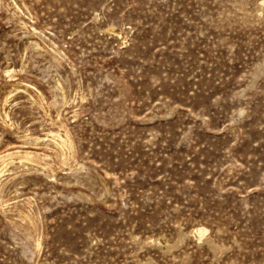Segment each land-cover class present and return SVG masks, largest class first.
Returning <instances> with one entry per match:
<instances>
[{"label":"rangeland","instance_id":"1","mask_svg":"<svg viewBox=\"0 0 264 264\" xmlns=\"http://www.w3.org/2000/svg\"><path fill=\"white\" fill-rule=\"evenodd\" d=\"M0 264H264V0H0Z\"/></svg>","mask_w":264,"mask_h":264},{"label":"bare ground","instance_id":"2","mask_svg":"<svg viewBox=\"0 0 264 264\" xmlns=\"http://www.w3.org/2000/svg\"><path fill=\"white\" fill-rule=\"evenodd\" d=\"M66 137V136H65ZM67 138V137H66ZM61 142L63 143V144H65L66 143V140H64V139H61ZM29 153V152H28ZM31 154V153H30ZM28 155V154H27ZM14 157H16V156H14ZM7 158V157H6ZM8 158H9V155H8ZM22 158V157H21ZM24 158V157H23ZM28 158V157H27ZM5 161V160H4ZM2 164V163H1ZM50 166V165H49ZM197 232H198V234L200 235V237L201 236H203L205 233H207L208 232V228L207 227H205V226H199L198 227V229H197Z\"/></svg>","mask_w":264,"mask_h":264}]
</instances>
